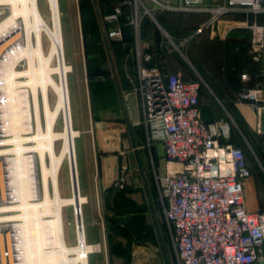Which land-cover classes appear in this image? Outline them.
I'll return each mask as SVG.
<instances>
[{
    "label": "crops",
    "instance_id": "crops-1",
    "mask_svg": "<svg viewBox=\"0 0 264 264\" xmlns=\"http://www.w3.org/2000/svg\"><path fill=\"white\" fill-rule=\"evenodd\" d=\"M141 1L137 6L126 2L117 20L106 21L117 9L106 14L104 23L109 31L120 28L123 41L111 40L109 31L104 32L97 56L101 65L92 62L87 68L83 108L75 120L81 133L76 142L80 191L88 198L84 205L87 243L99 248L90 254L89 264H104L103 250L108 264H136L130 259V247L140 244L149 249L155 240L167 264L162 234L172 245L157 187V178L167 174V161L161 142L146 146L138 92L139 53H152L167 73L200 81L217 101L205 98L203 117L207 121L222 119L216 104L222 105L228 115L240 119L254 133L259 116L249 103L238 102L236 97L242 90L262 84L259 95L264 102V49L255 59L252 47V27H264V13L236 9L198 33L225 0ZM136 14L138 27L130 22ZM96 67L105 73L103 80H96ZM260 122L264 129V113ZM228 130L230 133L229 125ZM225 139L231 141L228 136ZM132 153L140 177L124 179ZM251 178L245 186L246 207L256 212L264 207L257 201ZM66 241L75 247L77 232L69 238L66 233Z\"/></svg>",
    "mask_w": 264,
    "mask_h": 264
},
{
    "label": "bare ground",
    "instance_id": "bare-ground-1",
    "mask_svg": "<svg viewBox=\"0 0 264 264\" xmlns=\"http://www.w3.org/2000/svg\"><path fill=\"white\" fill-rule=\"evenodd\" d=\"M45 1L48 16L41 0H0L10 10L0 22V249L7 244L10 264H89L99 248L87 243L85 229L88 198L80 191L69 81L74 68L67 61L61 0ZM24 60L28 67L20 71ZM7 144L13 147L3 149ZM66 163L68 198L60 184ZM68 207L75 211V247L66 241Z\"/></svg>",
    "mask_w": 264,
    "mask_h": 264
},
{
    "label": "built area",
    "instance_id": "built-area-1",
    "mask_svg": "<svg viewBox=\"0 0 264 264\" xmlns=\"http://www.w3.org/2000/svg\"><path fill=\"white\" fill-rule=\"evenodd\" d=\"M236 9L262 14L264 0H225L197 32ZM122 13L117 8L106 21L117 20ZM130 22L138 27V15ZM252 30L258 59L264 49V27ZM108 38L123 41V32L111 30ZM138 65L146 146L161 142L167 161V174L157 178V187L178 264H264V209L250 212L246 207L245 186L252 171L245 150L225 142L227 120L205 121L200 81L165 72L152 53H139ZM261 87L244 89L236 99L249 103L259 116L254 133L262 138L264 149ZM3 257L10 264L7 244L3 252L0 249V261Z\"/></svg>",
    "mask_w": 264,
    "mask_h": 264
},
{
    "label": "rangeland",
    "instance_id": "rangeland-1",
    "mask_svg": "<svg viewBox=\"0 0 264 264\" xmlns=\"http://www.w3.org/2000/svg\"><path fill=\"white\" fill-rule=\"evenodd\" d=\"M132 2L136 6L141 5V0H61L62 8V18H63V27L65 35V46L67 53V61L74 68V73L70 74V90L72 97L73 105V119H74V128L78 131V137H80V129L77 126L75 120L79 118L81 110L83 108V91H86L87 82L85 80L86 71L89 68V65L94 62L98 67L101 65L102 61L98 58L99 47L103 45V34L105 31H109L107 25L104 23V18L106 14H110L113 9L122 8L125 3ZM47 2L41 0V10L45 16H48ZM10 14V10L7 7H0V22L7 18ZM137 15V14H136ZM104 28V29H103ZM49 47V43L46 40V49ZM92 57V58H91ZM18 70L24 71L27 69L28 64L26 60L18 64ZM96 67V80H103L105 78V73L101 68ZM203 86V85H202ZM83 88V90H82ZM205 97L207 102L209 100H215V97L205 88ZM52 101L55 100V95L51 92ZM211 101V102H212ZM206 103V102H205ZM214 103V102H212ZM215 104V103H214ZM220 117L222 115H227V122L230 127V133L228 138L240 147L245 150L246 156L249 160V164L252 170L251 182L255 186L256 191L258 192L257 201L260 207H264V152L260 146V140L255 133H252L248 130H242L239 125L236 123L235 119L228 115L224 111V106L217 105ZM219 116V115H218ZM217 118V117H216ZM64 126V118L62 117L59 121L58 130H62ZM11 136L5 137L3 139H10ZM13 145L7 144L3 147L12 148ZM2 149V148H0ZM130 162H128L124 179H134L139 178V167L137 162L134 159V154H131ZM78 162V159H77ZM150 160V164H151ZM152 167V166H151ZM60 184L62 195L65 198L72 196L73 190L71 187L70 180V166L65 164L61 176ZM245 201L246 192H245ZM85 219V217H84ZM64 223L67 237L72 236L74 231L77 232L76 222H75V211L73 208L68 207L64 209ZM86 226V224H85ZM164 232V227H162ZM127 230V229H126ZM129 235L133 236L131 229L129 230ZM163 238V250L167 253V258L169 264H176L175 255L172 249V245L167 239V236L162 234ZM78 244L76 243L75 246ZM130 253V259L134 260L136 264H165L163 259L162 250L158 240H155V243L152 248L145 249V245L136 244V247L133 245L128 250ZM104 264H108V259L106 257V250H103ZM92 260V255L90 259ZM116 263H120V260L114 259ZM110 264V263H109Z\"/></svg>",
    "mask_w": 264,
    "mask_h": 264
},
{
    "label": "trees",
    "instance_id": "trees-1",
    "mask_svg": "<svg viewBox=\"0 0 264 264\" xmlns=\"http://www.w3.org/2000/svg\"><path fill=\"white\" fill-rule=\"evenodd\" d=\"M195 81H198L197 79L195 80ZM205 95H206V93H205V90H204V87L202 86V99H203V102H204V100H205ZM203 102H202V114L204 113V105H203ZM203 116H204V114H203ZM204 118V117H203ZM222 119H226L227 120V115H222V117H221ZM235 119V121H236V123L239 125V127L244 131V130H247V128H246V126H245V124L240 120V119H238V118H234ZM205 121H207V120H205ZM207 122H214V121H207ZM258 139L260 140V146H261V148H262V151L264 152V149H263V147H262V145H261V141H262V138L261 137H258ZM230 142H232V143H234V144H236L237 146H239L237 143H235L234 141H230ZM240 147V146H239Z\"/></svg>",
    "mask_w": 264,
    "mask_h": 264
},
{
    "label": "water",
    "instance_id": "water-1",
    "mask_svg": "<svg viewBox=\"0 0 264 264\" xmlns=\"http://www.w3.org/2000/svg\"><path fill=\"white\" fill-rule=\"evenodd\" d=\"M74 194H75L76 197H79V189H78V185H77V194H76V191H75ZM77 211H78V212L80 211V206H79V208H77ZM164 254H165V252H164ZM166 261H167V264H169L168 259H166Z\"/></svg>",
    "mask_w": 264,
    "mask_h": 264
}]
</instances>
